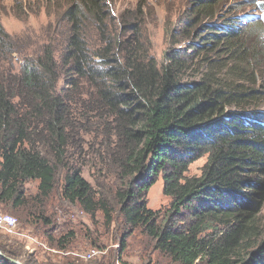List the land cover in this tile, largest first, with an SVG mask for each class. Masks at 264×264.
Instances as JSON below:
<instances>
[{
    "label": "trees",
    "instance_id": "1",
    "mask_svg": "<svg viewBox=\"0 0 264 264\" xmlns=\"http://www.w3.org/2000/svg\"><path fill=\"white\" fill-rule=\"evenodd\" d=\"M105 1L37 0V4L63 9L65 24L55 25V35L66 42L76 75L94 81L93 111H103L102 117L114 128L116 146L123 147L122 178H135L122 194L129 197L123 206L124 217L133 224L150 223L151 217L144 212H151L140 204L139 196L162 172L175 214L190 213L200 220L187 234L165 230L161 234L165 246L181 261L194 264L206 255L207 264H264V223L257 215L264 199V115L248 108L251 102L263 99L264 92L252 89L256 72L250 69L258 58L255 50L248 53L243 49L247 41L241 37H252L253 28L230 29L223 19L220 26L209 29V37L200 34L201 51L215 55L202 58L204 67H227L218 61L223 57L217 55L221 47L232 66L227 67L226 80L215 78L213 73L189 80L188 53L169 49V43L162 60L150 61L139 55L146 44L138 39L142 36L138 22L124 24V36L113 38L105 26L111 15ZM219 1L196 0L197 24L200 18L205 21L216 16ZM256 4L264 9V0H253L252 5ZM128 27L134 29L127 32ZM199 28L205 31L206 25ZM99 30L106 37L102 32L101 37L92 35ZM131 32H135L134 40L127 37ZM3 35L6 33L0 24L1 51L7 40ZM8 49V57L3 53L0 62L9 61L13 66L9 59L13 45ZM58 81L41 58L35 65L27 62L13 82L0 81V205L5 208L10 202L15 207L23 204L19 186L29 179L40 180L43 195L53 189L55 166L35 145L31 132L41 127L55 131L64 141L62 149L81 137L64 123L65 104L57 94ZM14 96L25 97L26 105L37 116L42 108L47 109L48 117L43 118L41 127L28 132V125L10 117ZM205 155L208 159L200 176L183 174ZM65 190L70 199L83 200L87 209L95 205L80 171L66 174ZM215 219L224 226L222 234L206 237L208 241L198 238L203 227L216 223ZM151 231L158 236L154 227Z\"/></svg>",
    "mask_w": 264,
    "mask_h": 264
},
{
    "label": "rangeland",
    "instance_id": "2",
    "mask_svg": "<svg viewBox=\"0 0 264 264\" xmlns=\"http://www.w3.org/2000/svg\"><path fill=\"white\" fill-rule=\"evenodd\" d=\"M109 2L111 15L105 19V26L113 38L124 36L121 30V27L125 29L124 24L138 22L142 35L138 39H143L141 42L146 44L139 55L150 61L162 60L169 43V49L188 53L191 66L186 78L189 80H197L205 73H213L215 78L226 80L224 74L232 62L226 61L229 56L223 54L224 47L217 53L223 56L222 59L218 60L219 56L216 59L228 68L204 67L207 65L202 58L215 55L201 51L200 34L206 33L205 37H209V29L220 26L223 19L228 21V28L234 29L231 17H235L241 27H249L250 23L242 22L245 19L238 15L256 10L253 0H220L216 16L205 21L200 18L197 24L196 0ZM62 15L60 6L47 8L46 5H38L37 0H0V24L6 33L3 39L7 38L3 51L0 50V60L5 51L10 52V44L14 50L9 55L13 66L9 61L0 62V81L13 82L21 75L27 62L35 65L40 58L43 59L59 79L57 94L65 104L64 123H69V127L74 129L71 132L81 134L71 142L70 147L62 149L64 141L58 138L56 132L41 127L43 118L48 117L47 109L42 108L37 116L26 105L25 97L14 96L10 117L17 123L28 125V132L41 127L31 132V136L35 145L55 166V179L48 195L41 194L39 179H29L19 186L24 197L21 206L15 207L12 202L8 203V208L0 205V213L14 221L13 225L7 221L0 223V264H15L13 260L20 264H187L165 246L161 234L164 230L187 234L189 228L200 220L190 213L175 214L173 197L164 190L162 172L156 182L139 196L140 204L151 212H144L151 217L150 223L133 224L124 217L123 206L129 197L124 198L122 194L128 192L127 184L135 178H122L120 164L124 160L123 147L116 146L114 128L102 117L103 111H93L94 81L76 75L74 59L66 42L59 41L61 37L55 35V25L65 24ZM200 24L206 25L205 31L198 29ZM133 29L126 28L127 32ZM89 30L86 34L88 41ZM100 32L106 37L103 30L92 35L101 37ZM250 32L254 34L252 37H241L247 41L243 49L248 53L255 50V58H258L256 65L250 69L256 72L253 74L255 83L252 89L264 92V34L261 36L256 29ZM127 37L134 40L135 32L128 33ZM28 97L31 103L32 96ZM248 108L255 110L254 114L264 115V98L251 102ZM207 159V155L197 159L183 174L200 176ZM74 170L82 173L90 189L95 203L91 209H87L83 200H72L66 193L65 176ZM257 215L264 223V199ZM215 222L204 226L198 238L208 241L206 237L221 235L224 226H219L218 219ZM152 227L158 231V236L153 234ZM201 258L194 264H207L206 255H201Z\"/></svg>",
    "mask_w": 264,
    "mask_h": 264
},
{
    "label": "clouds",
    "instance_id": "3",
    "mask_svg": "<svg viewBox=\"0 0 264 264\" xmlns=\"http://www.w3.org/2000/svg\"><path fill=\"white\" fill-rule=\"evenodd\" d=\"M254 8L256 10H253L252 12H249V13H245V15H238V17L244 18L245 20L242 22L250 23L248 28L256 29V31L262 36L264 34V9L260 8L258 4H256ZM231 20H232V23L235 29L243 28L240 26V24L236 23L235 17H231ZM260 23H263V24H260Z\"/></svg>",
    "mask_w": 264,
    "mask_h": 264
},
{
    "label": "built area",
    "instance_id": "4",
    "mask_svg": "<svg viewBox=\"0 0 264 264\" xmlns=\"http://www.w3.org/2000/svg\"><path fill=\"white\" fill-rule=\"evenodd\" d=\"M5 221H7L9 224L13 225L14 224V221L12 218H10L9 216H4L0 213V223H4ZM15 227V226H14Z\"/></svg>",
    "mask_w": 264,
    "mask_h": 264
},
{
    "label": "water",
    "instance_id": "5",
    "mask_svg": "<svg viewBox=\"0 0 264 264\" xmlns=\"http://www.w3.org/2000/svg\"><path fill=\"white\" fill-rule=\"evenodd\" d=\"M12 262L15 264H20L19 261H17V260H13Z\"/></svg>",
    "mask_w": 264,
    "mask_h": 264
}]
</instances>
